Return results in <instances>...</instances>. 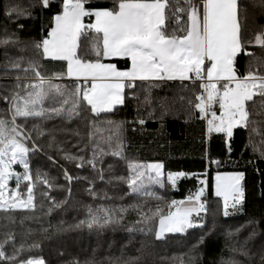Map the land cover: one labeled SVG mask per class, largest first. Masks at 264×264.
I'll return each instance as SVG.
<instances>
[{
    "label": "snow or ice",
    "instance_id": "snow-or-ice-1",
    "mask_svg": "<svg viewBox=\"0 0 264 264\" xmlns=\"http://www.w3.org/2000/svg\"><path fill=\"white\" fill-rule=\"evenodd\" d=\"M41 12L48 13V22L39 36L22 38L23 21L39 19ZM0 13L7 22L0 28V264H46L25 254L41 248L34 237L47 239L50 229H86L97 237L90 256L68 264H140V256L125 259L123 249L118 257L97 259L105 233L121 228L133 212L138 219L126 228L128 243L140 240L141 253L179 241L188 248V264H197V254L217 232L229 241L246 233L232 249L244 261L225 264H253L257 258L264 264V217L227 223L244 211V171L215 173L218 203L210 210L205 179L184 171L165 174L162 161L140 162L127 154L129 132H142L147 121L162 129L179 113L186 122L203 123L205 140L221 137L229 156L235 132L244 131L241 158L251 152L264 161V25L257 23L264 0H2ZM164 88L171 94L158 95ZM129 102L135 118H110ZM53 152L65 162L64 183L33 171L38 154L57 164ZM220 163L209 160V166ZM121 164L126 174H117ZM67 165L90 175L74 176ZM190 175L198 181L195 190L161 206L164 197L156 189H176ZM74 182L87 184L85 194L101 202L86 206V217L75 224L65 227L61 220L45 227L43 217L75 206ZM99 184L126 186L121 201L143 202L105 203L117 198L97 191ZM53 191L65 194L57 199ZM149 198L158 203L150 205Z\"/></svg>",
    "mask_w": 264,
    "mask_h": 264
},
{
    "label": "trees",
    "instance_id": "trees-1",
    "mask_svg": "<svg viewBox=\"0 0 264 264\" xmlns=\"http://www.w3.org/2000/svg\"><path fill=\"white\" fill-rule=\"evenodd\" d=\"M0 3H2V0H0ZM47 15L48 13L41 12L39 13V19L34 17L30 21H23L25 28L22 38L32 39L38 37L42 26L48 22ZM257 23L264 25V17L258 18ZM6 25L7 22L4 20L2 13H0V28ZM247 50L257 54L260 53V49L255 46H249ZM121 66H123L122 63ZM239 70L241 73L246 70V58L244 57L239 60ZM165 93L171 94V89L164 88L163 91H159L157 94L163 96ZM0 107H3V105H0ZM118 108L119 110L110 117L111 119L121 121L131 120L136 117L131 102L127 106H118ZM203 128V123L199 121L186 122V117L179 113L170 116L164 122L162 129L159 122L147 121L142 134L139 136H133L129 132L128 157L131 160L140 162L162 161L165 165V173L168 171H184L189 174H195V176L198 175L200 179L205 178L208 188V196L206 199L210 210H214L218 203L217 198L212 194L213 174L217 171H244L245 180L243 184L246 196L244 211L242 214L238 213L236 216L228 218L227 223L229 225H238L247 222L249 219L259 221L264 217V187H262L264 185V175H262L264 173V161L253 156L251 152L241 158L240 152L246 142V133L244 131L235 132L233 139L234 151L229 156L225 149L223 139L213 134L210 140H205L202 136ZM150 134H152L151 138ZM52 154L58 160L57 164H53L44 155L38 154L33 156V171L35 172L39 169L42 172L48 173L50 177H57V183H64L61 165H65V162L59 160L55 152ZM212 159L221 161L219 167L214 164L209 166V160ZM249 160H252L253 163H246ZM67 167L70 168L74 176L90 175L88 170H77L72 165H67ZM106 167L107 165H105ZM117 174H126V169L123 164L117 169ZM197 183V179L190 175L187 178H180L177 182L176 189H172L171 187H166L164 190L156 189L164 197V200L159 203L161 206H166L173 199H183L195 190ZM86 187L87 184L85 183L74 182L72 191L73 200L70 203H74L75 206L69 208L66 212L56 211L51 216L43 217L44 226L48 227L49 224L55 226L63 220L65 222L64 226L67 227L70 224L77 223L80 219H84L87 212L86 206H95V204L101 202H94L86 195L84 192ZM41 189H43V185L38 186V205L43 199L40 194ZM125 190L126 186L114 189L111 186L103 184H99L97 188V191L102 194L103 192H107L109 196L117 198L113 201H106L105 203L129 204L143 202L142 200L135 201L128 198L121 201L119 197L123 195ZM51 194L56 196L57 199H62L65 193L53 191ZM46 203L47 201H45ZM156 203L158 202L149 198L150 205L154 206ZM37 213L39 214V208ZM137 219L138 216L134 212L129 213L121 228L115 232L108 230L105 233L102 239L106 242L101 245L97 252L98 260H104L107 256L118 257L121 255V250L123 249L125 259L140 256V264H144L145 260L147 264H188V248L179 241L158 243L147 253H141L139 251L141 246L140 240H133L129 244V234L126 232V228ZM208 220L211 222L212 217L209 216ZM32 226L37 227V225ZM245 235L246 233L241 234L229 241L225 238L223 232H217L211 236L207 244L197 254V264H225L230 259L244 261L245 258L233 252L232 249L239 247L237 241L242 242ZM34 239L41 240L42 247L25 255H31L37 258L42 257L46 260V264H68L69 261L75 258L83 261L91 255V249L97 245V237L95 235L90 236L86 229L67 233H56L54 229H50L47 239H44L40 235L35 236ZM114 241L113 247L109 250L108 244H112ZM126 244L128 247L124 248L123 246ZM255 251L256 249L253 247V252ZM60 253H63V255H60ZM253 264H259L258 258L253 261Z\"/></svg>",
    "mask_w": 264,
    "mask_h": 264
},
{
    "label": "rangeland",
    "instance_id": "rangeland-1",
    "mask_svg": "<svg viewBox=\"0 0 264 264\" xmlns=\"http://www.w3.org/2000/svg\"><path fill=\"white\" fill-rule=\"evenodd\" d=\"M137 127H139V125H137ZM149 133V132H148ZM133 134V136L134 135H137V136H139L140 134H142V132H136V133H132ZM152 134H150V138L152 137L151 136ZM233 166V165H232ZM17 167V170H20L19 169V166H16ZM178 182V181H177ZM11 184H12V186L14 187L15 185H14V181L13 182H10ZM237 215V214H236Z\"/></svg>",
    "mask_w": 264,
    "mask_h": 264
},
{
    "label": "crops",
    "instance_id": "crops-1",
    "mask_svg": "<svg viewBox=\"0 0 264 264\" xmlns=\"http://www.w3.org/2000/svg\"><path fill=\"white\" fill-rule=\"evenodd\" d=\"M121 67H123V66H121ZM220 172H232V171H220ZM216 173V172H215ZM215 173L213 174V176L215 175ZM166 174V173H165ZM201 179H205V178H201ZM206 180V179H205ZM207 196H208V188H207V186H206V192H205V197L207 198ZM214 196V195H213ZM181 200V199H180Z\"/></svg>",
    "mask_w": 264,
    "mask_h": 264
},
{
    "label": "built area",
    "instance_id": "built-area-1",
    "mask_svg": "<svg viewBox=\"0 0 264 264\" xmlns=\"http://www.w3.org/2000/svg\"><path fill=\"white\" fill-rule=\"evenodd\" d=\"M196 177H198V178H199V176H198V175H196Z\"/></svg>",
    "mask_w": 264,
    "mask_h": 264
}]
</instances>
